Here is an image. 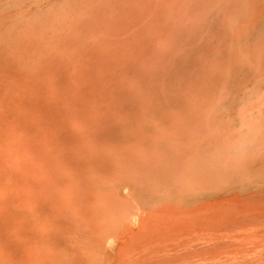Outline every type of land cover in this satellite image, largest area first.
<instances>
[{"label":"rangeland","instance_id":"obj_1","mask_svg":"<svg viewBox=\"0 0 264 264\" xmlns=\"http://www.w3.org/2000/svg\"><path fill=\"white\" fill-rule=\"evenodd\" d=\"M263 90L264 0H0V264H264Z\"/></svg>","mask_w":264,"mask_h":264},{"label":"bare ground","instance_id":"obj_2","mask_svg":"<svg viewBox=\"0 0 264 264\" xmlns=\"http://www.w3.org/2000/svg\"><path fill=\"white\" fill-rule=\"evenodd\" d=\"M264 91V90H263ZM259 96H260V94H259ZM260 98V97H259ZM256 99V98H255ZM250 100V99H249ZM264 103V102H263ZM243 104V103H242ZM259 111V110H258ZM261 112V111H260ZM259 113V112H258ZM256 116V115H255ZM254 124V123H253ZM242 145H243V143H242ZM250 146V145H249ZM259 147V146H258ZM251 148V147H250ZM252 198V197H251ZM141 202V201H140ZM261 205V204H260ZM259 206V205H258ZM262 207V206H261ZM132 208V207H131ZM263 209V208H262ZM257 219V218H256ZM256 222V221H255Z\"/></svg>","mask_w":264,"mask_h":264}]
</instances>
